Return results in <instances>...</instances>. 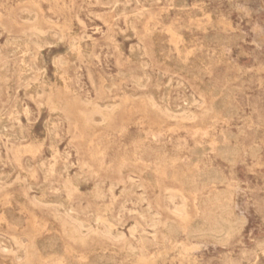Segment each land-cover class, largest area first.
<instances>
[{
	"label": "rangeland",
	"instance_id": "1",
	"mask_svg": "<svg viewBox=\"0 0 264 264\" xmlns=\"http://www.w3.org/2000/svg\"><path fill=\"white\" fill-rule=\"evenodd\" d=\"M73 38L63 80L53 60ZM35 77L42 98L28 91ZM81 99L107 121L87 123ZM53 102L66 111L49 133ZM0 119V264H138L141 251L154 264H264V0H0ZM174 173L215 179L186 192ZM181 204L234 230L163 237L151 221H178ZM106 222L111 238L95 234Z\"/></svg>",
	"mask_w": 264,
	"mask_h": 264
},
{
	"label": "bare ground",
	"instance_id": "2",
	"mask_svg": "<svg viewBox=\"0 0 264 264\" xmlns=\"http://www.w3.org/2000/svg\"><path fill=\"white\" fill-rule=\"evenodd\" d=\"M26 20L29 23L37 22L36 13H33V12L32 13L31 12L27 13ZM33 28H34V30L36 32V35L41 37V38L46 39L50 45H56L59 42L63 41V35L62 34L61 35H57L55 38H50L38 26L35 25ZM69 44H70V46H69V50H70L69 55L66 58L65 57H61V58H55L53 60L54 69H55V71H56V73L58 75L62 76L63 80L68 79V77H69L68 73H69V70L71 68L70 60L72 59V56L74 55V53L76 51H78V49H79V42L76 39H74V38L71 39L69 41ZM129 58L131 60H134V61H141L142 60L141 54L135 48H132L130 50ZM35 60L39 61L40 60V56L37 55L35 57ZM21 64H23V68H25V73H30L31 69H33V68L36 69L35 67H33V65L32 66H28L26 64V56L23 57V59L21 60ZM43 72H44V69L41 70V73H43ZM29 77H30V79L33 78L31 74L29 75ZM28 91L31 94V96L34 97V98H42L44 93H45L41 82H39L38 78H36V77L34 78V84L31 85V87L28 89ZM81 102L87 108L86 113H84L87 123L96 122V118L97 117H101L105 121H107V117L101 112V105L99 103L90 102V101L85 100V99H81ZM189 102L191 104V101H189ZM223 105H224V99H217L215 101V104H214V106L216 107L217 110L220 109V107H222ZM49 107H50L49 119L45 123V127H46L47 131L49 133H51V126L53 124L54 116L63 114L66 111V107L63 104L58 103V102L51 103ZM113 107H114L113 105H108V108H113ZM123 111H125V110H123ZM184 116L186 118L194 117V115L192 113H190V112H184ZM144 120H145V118H144ZM107 124H109V123L107 122ZM110 125H112V123ZM0 128L3 131L4 126L1 125V121H0ZM81 135H82V133H81ZM89 142H92V141L90 140ZM220 151L222 153V157L230 158L232 152L229 151L226 147L221 146L220 147ZM202 152L203 151L201 149H197L195 151L194 160H197L199 158V155L202 154ZM173 177L177 178L179 180H182V182H183V190L186 191V192H191L192 190L197 189V188L202 189L205 185H207L208 183L214 181V179H215V175L213 173H200V174H197L195 177L193 176L195 179L190 176L192 178V180L188 179L186 176H182V175L175 174V173L173 174ZM146 179L147 178L145 177V180ZM44 195H45V193L43 192L42 196L44 197ZM181 198H182V203H183L185 201V197L183 195H181ZM32 204L33 205H39V206H51L56 211H58L59 208L62 205L57 200L56 201L54 200V202L51 201V203L46 202V200L44 198H41L40 200H33ZM175 215L178 217V221H176V222L171 223V222H168V221H161L160 219L155 217L151 221V226L154 227V228L159 227L161 229L163 237H165V235H168L171 230H174V232H176V233L180 232L182 230H185L191 236L211 237V238H213L215 240H222V239L226 238L234 230V225H232V224L228 223L227 221L221 219L218 215H214L212 217L205 215V216H202L201 218H197V217L190 218V216L185 211V207L182 204L177 208V210L175 212ZM77 229H78L79 232H83L86 229V225L83 222L78 221L77 222ZM110 229H111V225L108 222H106V223L103 224V227L100 230L95 231V234H97V235L98 234H103L104 236H108V237L111 238ZM31 237H33V235H31ZM9 238H11V237H9ZM153 238H154V241L156 243V236L153 237ZM39 245H40V252L43 253V254L46 253V250H47V247H48V243L47 242H40ZM21 247H22V244H17L14 248L11 249V251L16 253V254H20L21 253ZM133 252H134V250H133ZM147 256L148 255H147L146 252H143V251L139 252V254H138V264H154L150 260V258H148ZM90 264H112V263H110L109 260H107L105 258H98L95 261L91 262Z\"/></svg>",
	"mask_w": 264,
	"mask_h": 264
}]
</instances>
